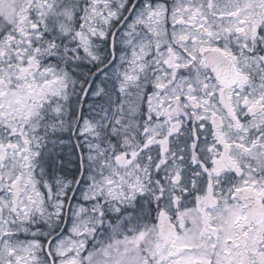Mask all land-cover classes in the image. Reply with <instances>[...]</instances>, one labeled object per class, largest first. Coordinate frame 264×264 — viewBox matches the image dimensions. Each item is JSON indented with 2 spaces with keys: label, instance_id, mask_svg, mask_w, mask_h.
Here are the masks:
<instances>
[{
  "label": "snow or ice",
  "instance_id": "snow-or-ice-1",
  "mask_svg": "<svg viewBox=\"0 0 264 264\" xmlns=\"http://www.w3.org/2000/svg\"><path fill=\"white\" fill-rule=\"evenodd\" d=\"M0 264H264V0H0Z\"/></svg>",
  "mask_w": 264,
  "mask_h": 264
}]
</instances>
